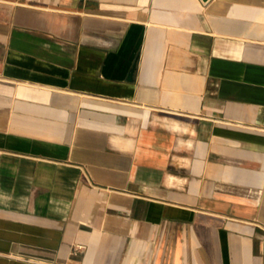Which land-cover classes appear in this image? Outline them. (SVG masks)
Instances as JSON below:
<instances>
[{
	"label": "crops",
	"instance_id": "1",
	"mask_svg": "<svg viewBox=\"0 0 264 264\" xmlns=\"http://www.w3.org/2000/svg\"><path fill=\"white\" fill-rule=\"evenodd\" d=\"M0 264H264V0H0Z\"/></svg>",
	"mask_w": 264,
	"mask_h": 264
},
{
	"label": "water",
	"instance_id": "2",
	"mask_svg": "<svg viewBox=\"0 0 264 264\" xmlns=\"http://www.w3.org/2000/svg\"><path fill=\"white\" fill-rule=\"evenodd\" d=\"M135 64H136V63L133 64V67H132L131 71H130L129 74H128V78H131V76H132V72H133V69H134V67H135Z\"/></svg>",
	"mask_w": 264,
	"mask_h": 264
},
{
	"label": "built area",
	"instance_id": "3",
	"mask_svg": "<svg viewBox=\"0 0 264 264\" xmlns=\"http://www.w3.org/2000/svg\"><path fill=\"white\" fill-rule=\"evenodd\" d=\"M82 245H79V247H81Z\"/></svg>",
	"mask_w": 264,
	"mask_h": 264
}]
</instances>
